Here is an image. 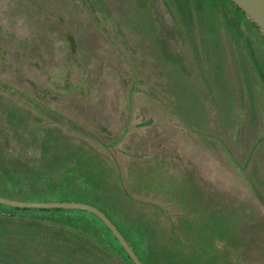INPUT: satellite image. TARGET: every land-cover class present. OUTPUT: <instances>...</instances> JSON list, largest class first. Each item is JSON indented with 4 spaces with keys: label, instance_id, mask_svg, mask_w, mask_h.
I'll list each match as a JSON object with an SVG mask.
<instances>
[{
    "label": "flooded vegetation",
    "instance_id": "flooded-vegetation-1",
    "mask_svg": "<svg viewBox=\"0 0 264 264\" xmlns=\"http://www.w3.org/2000/svg\"><path fill=\"white\" fill-rule=\"evenodd\" d=\"M157 1L0 0V177L37 182L47 180L49 172L59 181L54 199L19 200L7 195L9 187L0 178V197L91 205L114 226L141 264L147 263L121 232L118 221L131 228L137 224L153 243L169 246V260L164 264H210L216 254L212 243H229L225 233L211 229L197 203L185 207L186 194L171 168L159 173L154 158L145 157L149 152L123 144L130 132L129 109L119 129L112 131L107 112L92 108L89 102L107 89L106 75H112L114 59L129 74L124 80L127 102L141 96L153 99L165 114L177 117L175 100L166 97L161 86L168 84L170 73L184 76L210 114L203 132L183 123L187 136L195 144H206L210 138L221 142L227 152L234 149L240 160L233 164L245 182L244 191L264 210V119L258 117L255 137L243 143L248 102L254 103L257 115L262 117L260 111L264 112V98L259 103L257 92L258 88L264 93V34L229 0H159L162 12L177 27L176 42L160 22ZM80 22L84 25L79 38L75 27ZM223 28L229 35L235 76L220 32ZM128 30L137 39L134 46ZM87 34L97 39L90 35L88 42L81 39ZM80 51L89 58L81 61ZM149 60L152 71L147 67ZM139 61L149 72L146 78L137 77ZM24 69L34 72L36 79ZM56 77L58 83L53 82ZM69 77L76 82L66 88L64 81ZM115 84L122 87V82ZM58 88L60 93L55 91ZM149 125L141 120L136 129L143 131ZM75 179L81 180L85 192L90 191L87 198L60 201L68 197L63 190L73 191L69 181ZM143 179L148 189L161 192L139 189L136 184ZM4 215H16L15 220L29 224L26 233L0 230L1 238L11 236L10 243L31 246L18 256L21 260H57L53 256L59 252L60 256L74 253L112 264H133L107 226L89 212L0 204V216ZM49 229H56L55 237L46 235L51 234ZM45 238L49 253H42L45 241L37 240Z\"/></svg>",
    "mask_w": 264,
    "mask_h": 264
},
{
    "label": "rangeland",
    "instance_id": "rangeland-1",
    "mask_svg": "<svg viewBox=\"0 0 264 264\" xmlns=\"http://www.w3.org/2000/svg\"><path fill=\"white\" fill-rule=\"evenodd\" d=\"M156 6L157 15L160 18L163 28L171 35L174 41L179 42L177 27L172 19L162 12L163 7L161 1L158 0ZM77 25H79V27H75V33L76 36L80 38L83 34L81 26L84 25V23L80 22ZM86 30L88 31L87 27ZM79 31H81L82 34ZM126 32L129 37L130 45L134 46L137 39L133 37L131 30ZM220 32L223 34L226 45L228 46L227 50L231 63V74L235 76V70L232 67L233 63L231 60L232 50L228 43L229 35L226 33L225 28H223L222 31L220 30ZM88 35L93 37L91 34H87L81 39H85L88 42ZM93 39L95 40L97 38L94 36ZM95 42L97 43V41ZM80 53L82 56L81 61L89 58L87 53H82L81 51ZM261 56L264 58L263 54ZM111 61H113V73H111V76L109 74L106 75L108 81L107 89L104 90V94L98 95L97 93L98 96L90 100L89 103L91 107H98L103 111L102 113H105L104 111L107 112V115L110 116L108 125L112 131L119 129L125 111L129 109L131 116L129 125L130 132L123 140V144H134L144 151L149 152L145 157H150L152 160L154 158L153 163L159 165V173L165 174L166 170L164 172V169L167 167L171 168L176 175L177 184L182 186V189H180L186 194V199L183 201L185 207L188 208L190 204L196 205L197 203V207L200 209L199 214L209 220L211 229L214 232L223 231L225 233L229 243L226 245L219 241H214L212 243L211 249L215 250L216 254L210 258V264H219L217 261H220V264H264V210L259 207V204L255 202L251 195H248L244 191L245 182L239 172L236 171V167L233 164V162L235 164L239 162V155L234 149L227 152L226 147L223 146L222 148L220 145L222 144L221 142L217 143L208 138L206 144H195L187 136L190 134L186 132L187 130L183 126V123L186 127L188 126L187 128L190 130L202 131V128L207 124L210 114L193 93L185 77L180 74L173 75V73V76H170V73L169 77L167 76V79H169V81H167L168 84H166L165 87L163 85L161 86L162 90L165 92H163V94L175 100L174 104L177 109V117H173L165 114L153 99L141 96L136 98L133 103L130 101L127 102L128 88H125L126 85L124 84V80L128 72L126 73L125 70H123L118 61H114V59ZM159 63L161 66L162 63ZM138 65L139 72L137 73V77H148L149 72L145 64L139 61ZM151 65V60H149L147 67L150 71H152V68H150ZM24 70L28 77L36 79V77L32 75L34 72L28 69ZM165 72L168 73L167 66H165ZM128 77L129 74L127 75V78ZM69 78L70 79L64 81L66 88L73 86L76 82L75 78ZM116 81L119 83L122 82V87H117L115 84ZM53 82L58 83L59 77L54 78ZM55 91L61 92L59 88ZM257 92L260 96V103L261 99L263 100L264 98V93L260 92L258 88ZM257 114L258 112L254 103L249 101L247 116L243 123L246 128L244 132L245 141L243 140L244 145L248 144V142L255 137L258 123H260L261 119H264V112L260 111L262 117ZM141 120L150 124L143 131L136 129L138 128L137 123ZM209 135H213V133ZM216 135L219 138L222 137V134L218 133ZM223 144L227 145V142L225 143L223 141ZM47 178V180L36 182L15 180L16 178H12L11 176H2L1 180L9 187L6 193L11 198L19 200L37 197L54 199L58 195L57 186L59 185V181H57L55 175L51 174L50 176L49 172ZM148 179H150V176H148ZM69 184L72 186L71 190L73 191L63 190L64 194H67L68 197L59 198L60 201L72 200L70 197L87 198L86 192L90 191H84L85 188L80 179L70 180ZM255 184L258 188L259 186L256 182ZM136 185L142 191L147 193L150 192V194L161 192L160 190L148 189L144 183V179L139 180ZM73 187L83 192L78 194V192H74L75 189H73ZM92 188L95 189V187H91V189ZM88 190H90V188ZM15 217L16 215L12 218H10L9 215L0 216V230L26 233L25 229L29 227L28 222L24 220H15ZM117 223L126 239L147 264H164L169 260L168 253L170 250L167 251L169 246H162L164 243L160 245L153 243L148 236L139 231L141 228H138L139 226L136 223H134V225H136L133 228H131L132 226L130 224L125 225L122 221H118ZM32 228L34 227L32 226ZM48 231L51 234L46 235L56 236V229H49ZM142 234L144 238L141 237ZM7 236L8 235H4L3 238L0 237V264H112L110 262H103L101 259L78 256L74 253L68 256H65V253H63V255L60 256L61 253L59 252H56L53 256L54 259L58 258L57 260H21L22 258L20 259L18 256L26 254L27 249L31 246L14 244L12 241L10 243L8 238L11 236ZM4 237L7 238V240L4 239ZM16 237L25 238L24 235L20 234H17ZM59 237L65 238L61 235H59ZM37 240L45 241L46 246L42 253H45V251L49 253L48 238ZM64 246L67 248L71 247L66 244H64ZM187 248L196 249L193 245H188ZM218 250L219 252H217ZM55 256H57V258H55ZM112 261L116 262V260Z\"/></svg>",
    "mask_w": 264,
    "mask_h": 264
},
{
    "label": "water",
    "instance_id": "water-1",
    "mask_svg": "<svg viewBox=\"0 0 264 264\" xmlns=\"http://www.w3.org/2000/svg\"><path fill=\"white\" fill-rule=\"evenodd\" d=\"M264 34V0H229ZM0 204L18 208H63L89 212L98 217L112 232L133 264H141L114 226L95 207L80 202H26L0 197Z\"/></svg>",
    "mask_w": 264,
    "mask_h": 264
}]
</instances>
